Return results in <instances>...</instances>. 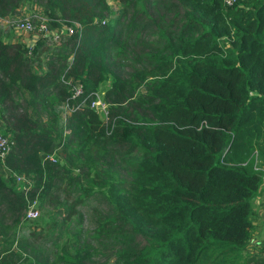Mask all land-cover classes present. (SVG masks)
Listing matches in <instances>:
<instances>
[{
    "label": "trees",
    "instance_id": "obj_1",
    "mask_svg": "<svg viewBox=\"0 0 264 264\" xmlns=\"http://www.w3.org/2000/svg\"><path fill=\"white\" fill-rule=\"evenodd\" d=\"M22 5L81 29L30 51L0 33V264H237L264 160V0H0V19Z\"/></svg>",
    "mask_w": 264,
    "mask_h": 264
},
{
    "label": "rangeland",
    "instance_id": "obj_2",
    "mask_svg": "<svg viewBox=\"0 0 264 264\" xmlns=\"http://www.w3.org/2000/svg\"><path fill=\"white\" fill-rule=\"evenodd\" d=\"M40 18H44V16L41 15L38 7L30 6V5H26V6L22 5V7L18 8V10L15 12V14H11L5 18L0 19V33H1L3 40L6 42L21 43L28 49V51H30L33 47L36 48L37 40L43 39V41H45L44 42L45 48H49L50 45H54L57 43L59 44L61 42V38H63V36L65 34L66 29L72 27L71 23L70 24L64 23L63 25H61L60 28L57 29L60 32V40L56 43L52 42L51 39L46 41L45 40L46 37L43 38L41 36L42 33L36 29V24L38 25L37 21ZM23 20H28L31 22V24L34 26V29L32 32L23 33L22 31L15 28L16 24L20 21H23ZM97 93L99 94L100 100L107 107V103L104 102L102 99V95H101L102 92L101 93L97 92ZM62 107L61 106L58 107L59 108V116H60L61 122H64V120H65L64 109L65 108L64 107L62 108ZM98 114L103 116V118L105 120L104 122L106 124L108 122V117L106 116V114L105 115L103 113H98ZM253 158H254L253 160L255 161L256 166L259 165L258 156H256L254 154ZM0 176H2L4 178L9 177V175L6 174V171L3 169V167H0ZM23 183H24L23 181L15 179L13 187H15L17 190H20ZM36 207H37L38 215H39V212H40L39 201H37V200H36ZM79 211H80L79 214H81V216H82V219H81L82 223L85 226L89 220L88 215H87L88 209H86L85 207H82V208H80ZM79 214H78V216H79ZM29 223H32V222L21 221L20 223H18L17 226L13 230L10 231L9 239H21V240H23V238L25 237V235L27 233V224H29ZM30 240H31V238H27L26 242H29ZM14 244L12 246H14ZM23 249L25 250V252H28V253L30 252L29 248H23ZM246 263L247 262L244 259V255L241 252L240 257H239V261L237 262V264H246Z\"/></svg>",
    "mask_w": 264,
    "mask_h": 264
},
{
    "label": "built area",
    "instance_id": "obj_3",
    "mask_svg": "<svg viewBox=\"0 0 264 264\" xmlns=\"http://www.w3.org/2000/svg\"><path fill=\"white\" fill-rule=\"evenodd\" d=\"M38 25L36 24V29L41 32V36L43 38L46 37V41L51 39L52 42H58L60 40V32L57 29H50L47 25L46 18H40L37 21ZM16 29L22 31L23 33L32 32L34 26L28 20L20 21L15 26ZM81 26L73 22L71 28H67L65 31V35H70L75 31L80 33ZM65 84L69 85L71 90V98H76L81 96L83 93V87L80 82L76 80H72L68 78L64 81ZM85 99H89L88 108L93 110L96 113H103L106 114V105L100 100L99 94L97 92H90L88 96H85L84 99L81 101L83 102ZM80 102V104H81ZM11 149V142L8 140L7 136L0 134V162L4 160V157L9 153ZM17 180H21V178H17ZM22 181V180H21ZM24 182V181H23ZM38 216V210L36 207V200L33 199L30 201L26 207L24 212V218L27 220L34 219Z\"/></svg>",
    "mask_w": 264,
    "mask_h": 264
},
{
    "label": "crops",
    "instance_id": "obj_4",
    "mask_svg": "<svg viewBox=\"0 0 264 264\" xmlns=\"http://www.w3.org/2000/svg\"><path fill=\"white\" fill-rule=\"evenodd\" d=\"M256 168L261 170L262 175L259 187L250 201V235L242 250L247 264H264V160L259 159Z\"/></svg>",
    "mask_w": 264,
    "mask_h": 264
}]
</instances>
